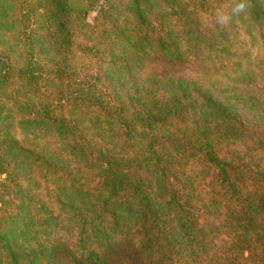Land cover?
I'll use <instances>...</instances> for the list:
<instances>
[{
    "label": "trees",
    "instance_id": "obj_1",
    "mask_svg": "<svg viewBox=\"0 0 264 264\" xmlns=\"http://www.w3.org/2000/svg\"><path fill=\"white\" fill-rule=\"evenodd\" d=\"M174 1L186 22L157 28L151 0H129L144 28L124 35L129 54L104 76L107 89L77 77L70 0H45L44 34L19 29L18 54L0 34V256L8 264H196L218 230L209 218L235 234L248 229L264 257V191L249 193L246 157L222 150L246 139L264 148V117H247L255 73L244 69L240 87L217 93L212 77L243 64L226 48L208 56L246 27L264 62V0H196L197 11ZM219 1L228 23L210 35L197 19Z\"/></svg>",
    "mask_w": 264,
    "mask_h": 264
},
{
    "label": "rangeland",
    "instance_id": "obj_2",
    "mask_svg": "<svg viewBox=\"0 0 264 264\" xmlns=\"http://www.w3.org/2000/svg\"><path fill=\"white\" fill-rule=\"evenodd\" d=\"M39 1L41 0H0V26H4L3 30L0 29L1 42L11 45L16 54L23 49L19 41L26 37L17 35L19 29L30 33V27L36 25L41 28L40 34L45 32V23L40 15L44 11L42 7L45 0L42 1V4ZM182 1L185 2L187 9L196 8L197 11L196 0ZM129 4V0H70L73 9L72 21L76 33L73 63L80 80L83 79L88 84L96 83L99 88L107 89L104 76L107 73L116 72L114 68H120L125 64L129 51H126L127 47L123 39L126 36L124 35L136 33L142 27L131 15ZM173 4L175 5L172 6ZM213 5L214 10L202 14L201 21L199 18L197 19L200 22L198 24L203 22L202 26L207 27L205 31H209L210 35L218 34V30L226 27L228 23L226 22L227 12H225V17L222 12L226 5L225 2L219 1ZM151 9L154 14L152 22L157 28L161 27V24L167 25L170 22L174 24L186 22L183 20V16L187 12L181 9L174 0H151ZM27 12H31V21L24 24L22 18ZM49 48L48 42H45L43 57L46 61H49L50 56L53 55L49 52ZM225 48L235 54V59L232 58V61H239L243 65H233L229 69L217 72L212 77L215 82L214 91L220 93L224 88H234L237 81L240 87L239 76L244 69L246 72L255 73L254 76L251 74L250 79L246 81V90L249 93L247 117L252 124L251 121L254 122L256 117L259 118L261 115L264 117V62L260 59L263 49L256 31L251 34L246 31V27H240V29L236 27L224 45L218 47L212 45L208 56L213 57L216 54V49L221 52ZM224 54L228 56V53ZM145 69L147 68L145 67ZM145 69L144 67L134 68L140 76L146 72ZM121 72H125V70ZM222 150L235 159L246 157V162H248L246 189L249 193L255 194L256 191H264V148L258 147L253 140L246 139V142L226 141ZM206 187L209 188L208 183H206ZM209 222L210 226H216L218 230L212 231L210 236L205 239L209 245V255L200 256L196 264H264V257L258 254L260 250L257 249L252 232L247 229L246 233L240 231L235 234L229 230L225 219L209 218ZM260 222L264 226V214L261 216ZM18 241V244H21V240L18 239ZM6 259L7 256H0V264H8Z\"/></svg>",
    "mask_w": 264,
    "mask_h": 264
},
{
    "label": "clouds",
    "instance_id": "obj_3",
    "mask_svg": "<svg viewBox=\"0 0 264 264\" xmlns=\"http://www.w3.org/2000/svg\"><path fill=\"white\" fill-rule=\"evenodd\" d=\"M243 10V5H241L239 8H237V11H242Z\"/></svg>",
    "mask_w": 264,
    "mask_h": 264
}]
</instances>
